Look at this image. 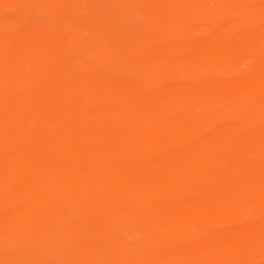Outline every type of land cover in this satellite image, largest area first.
Instances as JSON below:
<instances>
[{
    "label": "rangeland",
    "instance_id": "1",
    "mask_svg": "<svg viewBox=\"0 0 264 264\" xmlns=\"http://www.w3.org/2000/svg\"><path fill=\"white\" fill-rule=\"evenodd\" d=\"M0 45L12 52V65L18 53L25 69L44 65L49 79L78 81L89 98L96 93L95 102L74 104L72 113L64 107L69 89L38 97L34 132L47 140L55 127L74 122L77 135L93 136L82 138V146L103 150L109 167L82 161L87 181L66 183L40 162L31 161L27 173L12 158L0 160L9 167L0 177V198L10 194L0 219L11 218L0 225V264H264V189L251 184L246 195L240 189L261 177L264 161V0H0ZM155 51L157 65H149L145 56ZM1 119V133L31 124ZM109 147L116 155L130 152L140 167L123 172ZM179 155L207 163L184 181L162 183ZM94 173L105 183H93ZM156 175L157 183L144 180ZM71 189L101 201L115 223L102 231L73 222L70 239L56 241L68 259L51 257L34 222L16 214L33 191L63 200ZM169 204L211 213L174 224L158 212ZM64 208L65 215L72 212ZM48 217L41 223L52 230Z\"/></svg>",
    "mask_w": 264,
    "mask_h": 264
},
{
    "label": "bare ground",
    "instance_id": "2",
    "mask_svg": "<svg viewBox=\"0 0 264 264\" xmlns=\"http://www.w3.org/2000/svg\"><path fill=\"white\" fill-rule=\"evenodd\" d=\"M37 35L39 36L38 32ZM15 36V34H6L5 38L8 41H14L16 38ZM42 40H44L43 35L40 36V41ZM51 42L55 45V47H57L56 51L60 50L58 43L52 36ZM63 50L68 51L65 48ZM11 54V51L8 52L7 48L0 45V76L6 80L4 85L0 84V118H2L1 120H4V122H8L10 119H16L19 117L20 119H27L31 124H28L23 132L12 128H9V131L5 130L2 133L0 131V160H9L12 158V160L17 162L18 165L21 164V166L27 170V173L30 170L31 161L40 162L46 167L57 171L66 180V183H84L87 181L85 178L87 176L86 171L84 170V166L81 165L82 161H84V164L86 162L90 163L92 168H109L108 160L106 159L103 150H96L93 148L90 149L89 147L82 146V138H90L91 136L77 135L75 132L78 130L76 128V123L74 122H70V124L66 123L65 126L55 127L54 136L49 138L47 137V140H41V138L36 136L34 132L33 123L41 117V112L35 108L38 97L43 96V94L46 95L49 91L59 96L61 90L69 89L72 92V95L67 97L66 102H64V107L67 108V112L72 113L74 104H85L90 100L95 102L96 97L94 94L96 93L93 92L94 97L89 98L86 96L85 90L77 84L78 81H73L71 79L63 80L60 77L49 79L48 70L44 65L25 69L22 58L18 53H13L17 59L12 65L9 61H7V59L9 60V55ZM45 57L48 59L47 56ZM145 57L146 59L151 60L148 62L149 65H157V51L148 53ZM41 80H44V82L41 83ZM193 87L194 86H189L187 89H191ZM104 88L105 87H101V90H104ZM87 89L97 91L96 88H91L90 86L87 87ZM181 91L182 89H176L174 93L180 95ZM174 93H172V95H174ZM10 110L13 111L10 112ZM22 110L25 111L24 116H21L20 114V111ZM96 110L100 111L102 108H98ZM143 131H146V128H143ZM122 144H127L131 147L134 146V143L131 141H124L121 145ZM263 147L264 143L261 145L262 151L264 150ZM105 151L112 153L114 156L113 163L116 164L117 168L125 173H133L136 168L140 167L130 152H125L122 155H116V152H114V149L111 147L106 148ZM54 154L60 155V160L57 164L52 160V156ZM213 154L215 153L208 155L210 157ZM68 156L74 158L73 164H69L64 161L63 158ZM177 157L178 158L175 161L169 164V169L165 171V177L161 179V181H163L162 183H170L171 180L184 181L190 176L189 174L197 173L200 168H202L201 165L207 163L205 159L184 158L183 155H179ZM105 163H107V166ZM74 166H77L78 173L73 170L75 175H72L70 171ZM258 166H261L262 169L261 177L255 175V177H253L249 182H244V184L240 183V189H242L243 193L242 195L250 193L253 188L251 184L254 186L259 185L260 189H264V161H261V164H258ZM8 169V166H5L0 162V177H3L7 173ZM96 175L97 174L94 173L92 179L93 183H105L103 176ZM146 179L147 183H157V175L155 179H153V176L152 179L145 178L144 180ZM9 195V193L2 195V198H0V206H2V203H5V199ZM43 195L44 197H42ZM51 196H46L40 192L33 191L32 197L26 201V207L24 206V210L16 214L18 216L17 219L22 221V223L26 221L28 222V225H32V221L34 222V232L41 237L43 236L48 241L47 243L50 244L51 257H68V252L65 250V247L63 245L59 246L56 241L61 235L70 239L73 232L71 228L74 227L73 222L77 224L80 221H84L83 223H94L102 231H111V223H115L113 221L114 219L111 218L108 213L106 216L103 209L98 205V202L101 201H98L93 196L82 195L76 189H71L63 200L59 197L49 199ZM224 198L227 200L230 199L229 197ZM194 206L195 205L190 204L188 207L180 208L173 204H169V206L160 207L158 212L163 221L174 224L185 221L194 222L202 220L211 213L210 209H203L201 206L195 208ZM64 207L70 208L72 212L65 215L62 210L66 209ZM82 211H84L87 215L82 213ZM27 213H29V215H27ZM43 215H47L49 216L48 218L54 219L53 223L56 226H54V229L48 230L43 226L40 218ZM8 218L9 220L11 219L10 217ZM9 220L3 221L0 219V225L7 224ZM202 227L200 226L199 228ZM146 228L142 226L139 230L144 231ZM148 230L150 231L151 229ZM138 233H141V231Z\"/></svg>",
    "mask_w": 264,
    "mask_h": 264
}]
</instances>
